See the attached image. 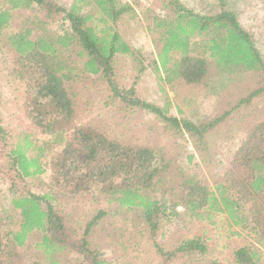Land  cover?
I'll return each mask as SVG.
<instances>
[{
    "label": "trees",
    "instance_id": "16d2710c",
    "mask_svg": "<svg viewBox=\"0 0 264 264\" xmlns=\"http://www.w3.org/2000/svg\"><path fill=\"white\" fill-rule=\"evenodd\" d=\"M259 1L264 23V0ZM216 4L214 13L199 15L178 0H166L163 8L170 14H146V31L157 51L156 59L146 61L163 96L159 105L140 98L135 81L123 87L118 80L116 61L126 57L135 74L146 70L117 29L123 19L138 22L128 3L72 0L63 8L53 0H0L1 59L26 124L24 144L5 148L13 177L0 165V181L12 192L7 214L0 215V264H111L88 242L92 228L109 212L118 219L109 224L108 235L126 237L125 227L118 224L132 214L135 244L141 249L149 243L161 264H264V61L253 33L229 4ZM17 19L19 28L10 30ZM53 22L60 31L49 29ZM89 80L105 86L106 105L119 102L154 115L187 135L198 152L206 151L207 137L220 125L245 133V138L222 179L210 188L203 175L173 167L160 149L130 145L94 122L84 123L77 85ZM218 81L225 89L213 115L197 118L196 109L192 112L197 100ZM164 85L182 105H176L180 118L168 115L171 101ZM33 135L59 137L60 151L51 155L45 169L39 156L25 155ZM182 142L186 144L184 138ZM47 168L64 196L85 200L97 193L110 206L86 222L78 239L69 237L65 217L46 203L50 197L14 193L12 178H36ZM178 209L213 228L222 221L246 243L232 258L206 259L199 237L163 250L153 239L165 221L179 216ZM124 257L121 250L117 262Z\"/></svg>",
    "mask_w": 264,
    "mask_h": 264
},
{
    "label": "rangeland",
    "instance_id": "374dc122",
    "mask_svg": "<svg viewBox=\"0 0 264 264\" xmlns=\"http://www.w3.org/2000/svg\"><path fill=\"white\" fill-rule=\"evenodd\" d=\"M53 1L63 8H67L72 2V0ZM123 1L136 11L139 19L136 23L123 19L118 22L117 29L128 46L138 54L140 60H143L146 70L143 73L135 74V71H133V66L135 67V65L131 59L129 60L126 57L125 59L127 60L122 58L124 60L116 61V71L120 86L128 87L135 81V88L140 98L161 105L163 96L159 92L153 68H147V64L151 63L152 59H156L157 51L153 47L151 36L146 31L145 16L148 13L170 14L168 9L163 8V3L166 0ZM178 1L182 6L193 10L199 15L214 13L217 8L216 0ZM225 1L238 16L241 23L253 33L255 46L264 61V23L262 22L263 12L261 11L260 1ZM20 21L21 19L14 21L10 30H17L20 26ZM59 26V23L53 22L49 25V29L58 31ZM4 66L0 50V128L4 129L3 133H0V165L3 166L8 177H13V172L9 171L10 160L6 155L7 151L5 148H14L16 144H24L22 142L24 136L21 135V131H25L26 124L22 103L16 99L13 89L10 87L8 80H6V68ZM164 88H166L165 85ZM77 89L81 100L79 118L84 123L94 122L110 135L129 140L130 145L138 144L160 149L166 154V161H169L168 158L172 159L173 167L203 175L210 188H213L222 179L225 171L229 168L236 146L245 138V133L236 132V130L220 125L214 129L211 137H207L208 145L206 151L198 152L193 147L191 139L188 140L187 135L179 134L176 130L164 126L154 115L140 109L128 108L119 102L106 105L107 92L102 83H93L92 80L83 83L79 82ZM224 89V83L218 81L203 100H197L196 107L192 110L193 112L196 109L197 118L213 115L215 103L221 97ZM239 90L241 92V89ZM166 91L171 101V113L168 115L180 118L176 108V105L180 103L174 99L172 91L168 90V88H166ZM180 107H182L181 104ZM192 112L187 115L191 117ZM194 118H192L193 121L196 120ZM183 138L186 144L182 142ZM30 140L31 146L24 149L25 155L28 158L39 156L40 165L45 169V164L49 161L51 155L60 151L61 143L59 137L33 135ZM188 156H192V160H188ZM172 168L170 169L172 170ZM12 180L15 184V194L31 192L34 195L50 197L51 200H46V203L54 207L58 215L65 217L66 228L71 229L69 237L72 236L75 239L79 238L78 236L86 222L96 212H107L110 208L106 204V200L98 196L97 193L85 200H82L79 195H74L73 198H70V195L64 196L61 194L57 181L51 176L48 168L36 178L21 181L12 178ZM7 187L8 183L0 181L1 216L7 214V210L10 207L12 192H8ZM43 207H45V204H43ZM178 211L180 212L179 216L165 221L153 239L163 250L168 251L175 248L182 241L199 237L203 240L206 247V254L204 255L206 259L232 258L235 249L246 243L244 236L241 237L234 234L237 231L236 228L229 227L223 224L222 221L213 228L206 222L194 220L182 209H178ZM112 214L113 212L107 213L106 217L92 228L88 238L90 249L99 251L102 257L111 264H161L160 258L156 256L155 250L149 246V243L142 245L141 249L139 248L140 245L138 247L135 244L136 238L132 232L134 231L132 214L127 216V220L122 218L121 223L118 224L120 228L125 227L123 230H125L124 235L126 237L115 240L108 235L109 224L118 219ZM109 237H111V241ZM111 243L114 246H110ZM121 250L125 253V257L119 258L120 261L117 262V255L121 253ZM135 255L137 256L136 259L134 258ZM172 264L179 263L174 261Z\"/></svg>",
    "mask_w": 264,
    "mask_h": 264
}]
</instances>
